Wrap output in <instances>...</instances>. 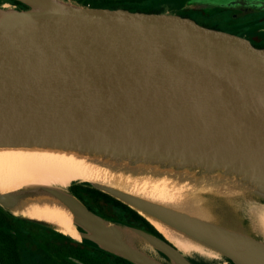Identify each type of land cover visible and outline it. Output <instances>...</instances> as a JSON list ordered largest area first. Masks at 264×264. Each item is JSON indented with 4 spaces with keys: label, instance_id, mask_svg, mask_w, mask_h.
<instances>
[{
    "label": "water",
    "instance_id": "water-1",
    "mask_svg": "<svg viewBox=\"0 0 264 264\" xmlns=\"http://www.w3.org/2000/svg\"><path fill=\"white\" fill-rule=\"evenodd\" d=\"M18 1L28 8L0 7V145L183 154L255 171L264 185V46L177 13ZM51 188L84 237L137 264H164L113 238L119 231L74 194ZM118 195L238 264H264L255 237ZM0 204L13 196L0 193ZM131 228L174 264H192L169 241Z\"/></svg>",
    "mask_w": 264,
    "mask_h": 264
},
{
    "label": "bare ground",
    "instance_id": "bare-ground-1",
    "mask_svg": "<svg viewBox=\"0 0 264 264\" xmlns=\"http://www.w3.org/2000/svg\"><path fill=\"white\" fill-rule=\"evenodd\" d=\"M24 174L43 178L10 179ZM49 177L63 182L72 178L91 180L137 210L161 232H172L180 239L202 244L204 242L118 194H130L192 215L191 203L211 201L235 188L264 192L255 171L189 155L63 144L0 145V193L14 194L13 206L19 212L37 220L57 222L76 237L71 223L74 214L46 185ZM27 183L37 184L15 193Z\"/></svg>",
    "mask_w": 264,
    "mask_h": 264
},
{
    "label": "rangeland",
    "instance_id": "rangeland-1",
    "mask_svg": "<svg viewBox=\"0 0 264 264\" xmlns=\"http://www.w3.org/2000/svg\"><path fill=\"white\" fill-rule=\"evenodd\" d=\"M70 4H76L74 1L63 0ZM178 3H183L182 7H179L181 12H189L192 15L200 17L202 20L209 22L211 24H216L221 28H229L239 32H252L255 29H259L264 32V0H144L141 3V6L144 7H153L161 8L165 11L170 10L173 7H176ZM2 7L7 8H16L13 4L8 1H1ZM78 5V4H76ZM257 38L264 43V36H257ZM40 176H33L31 174H24L20 176H12V180H21V179H33ZM43 178V177H42ZM77 178H72L67 182L49 177L45 182L48 187H57L64 190H67L68 186L72 183L73 180ZM87 180V179H86ZM93 187L99 189L100 191L107 193L113 198L117 199L120 203L132 208L125 202L116 198L113 194L107 192L97 183L88 180ZM39 183V182H37ZM37 183H27L20 186L16 194L21 191L29 190L33 188ZM13 196L14 194H9ZM254 197H264V192L260 191H249L245 188H235L234 190L224 193L221 196L216 197L211 201L199 200L195 203H191L189 212L195 217L201 218L203 220L212 222L214 224L221 225L232 231L252 236L258 237L264 240V206H254L249 209L245 208V205L252 200ZM76 198H78L76 196ZM79 199V198H78ZM85 205V201H82ZM109 201V204H104L105 211L95 212L98 217L104 222L110 223L119 231V235H113L112 237L120 240L121 242L133 247L134 249L141 250V245L146 243L144 238L140 236L136 231H134L130 226H121L113 222L112 218L121 219L123 221L131 222V218L128 214V210L124 209L121 204H116L115 202ZM7 210L11 211L14 215L20 216L23 219L36 223L40 226L51 229L54 232H62L64 234L70 235L76 242L79 247L75 249L81 250L83 246L81 245L83 234L75 227L76 216L74 215L71 223L72 226L76 229L77 235L74 237L72 234L67 233L57 222L46 221V220H37L34 216L27 213H21L14 208L13 205L5 207ZM134 209V208H132ZM135 210V209H134ZM137 211V210H136ZM138 212V211H137ZM139 213V212H138ZM103 214V215H102ZM142 215L141 213H139ZM143 216V215H142ZM144 217V216H143ZM145 218V217H144ZM149 221L147 218H145ZM149 223H151L149 221ZM138 224V223H137ZM152 224V223H151ZM153 225V224H152ZM154 226V225H153ZM155 227V226H154ZM156 228V227H155ZM164 238L173 243L179 249H188L191 247H198L203 245L199 242L187 240L184 238L182 241L179 236L175 233H163L158 228H156ZM32 235L29 240L33 243L32 248L36 251L42 253L43 249L48 245L60 248H68V243L65 241H60L56 236H52L49 232H46L42 228L34 226L32 231H29ZM86 235L90 238H96V233L93 231L86 232ZM129 236V237H128ZM181 240V242L179 241ZM74 245V246H75ZM101 249L108 251L113 255L120 256L117 252L112 250L110 246L101 244ZM84 249V248H83ZM86 249H84L85 251ZM87 251V250H86ZM89 251V250H88ZM52 251H49L51 253ZM53 253V252H52ZM57 255V254H56ZM91 255H98L97 253L92 252ZM55 259L54 256H52ZM99 259L109 261L107 258H102L101 255L97 256ZM64 264H81L79 261L72 259L71 257H66L63 261ZM37 264H46L40 262ZM157 264V263H155Z\"/></svg>",
    "mask_w": 264,
    "mask_h": 264
},
{
    "label": "trees",
    "instance_id": "trees-1",
    "mask_svg": "<svg viewBox=\"0 0 264 264\" xmlns=\"http://www.w3.org/2000/svg\"><path fill=\"white\" fill-rule=\"evenodd\" d=\"M0 0V7H2ZM8 1L14 5L17 9H27L28 6L18 0H4ZM71 1V0H70ZM78 5L82 6H92V7H111V8H128L135 11H147V12H168L177 13L184 16L195 17L197 20L211 27L221 28L216 24H211L202 20L196 15H192L189 12H181L179 7L183 6V3H178L176 7L170 10H163L161 8L144 7L141 3L144 0H72ZM227 31H231L238 34H243L251 38L256 44L264 46L257 36H264V32L259 29H255L252 32H239L229 28H221ZM68 191L75 196H77L82 201H85L86 205L93 211H105L104 204H109L107 201L110 200L116 204H121L124 209L128 210V214L131 218V222L123 221L121 219L112 218L113 222L121 226H130L135 228L143 229L161 239H164L162 233H160L149 221H147L142 215H140L136 210L120 203L117 199L96 189L91 185V183L83 178H77L72 181V183L67 187ZM254 206H264V197H254V200L247 203L245 208L249 209ZM103 215V214H102ZM138 223V224H137ZM34 226L44 229L46 232L54 235L60 241H65L68 243V248H58L52 245H48L43 249L42 253L36 251L32 248L31 241L29 238L32 236L29 231H32ZM75 227L83 232L84 229L75 223ZM264 243V240L255 237ZM75 240L68 234L62 232H54L49 228L40 226L36 223H31L20 216L14 215L11 211L7 210L3 205L0 204V264H37L44 262L46 264H64L63 261L66 257H71L79 261L81 264H137L124 258L122 256H117L109 253L100 248V246L93 240L88 238H83L81 245L83 248L81 250L75 249L79 247L75 245ZM171 243V242H170ZM175 248H177L173 243H171ZM75 245V246H74ZM143 251H145L150 256L159 260L164 264H174L171 258L154 247L151 244L144 243L141 245ZM192 264H238L231 257L221 253L211 247L200 245L198 247H191L188 249L177 248ZM89 250V251H88ZM49 251H52L49 253ZM97 253L101 255L102 258L99 259L98 255H91V253ZM57 254V255H56ZM55 259H53V257Z\"/></svg>",
    "mask_w": 264,
    "mask_h": 264
},
{
    "label": "flooded vegetation",
    "instance_id": "flooded-vegetation-1",
    "mask_svg": "<svg viewBox=\"0 0 264 264\" xmlns=\"http://www.w3.org/2000/svg\"><path fill=\"white\" fill-rule=\"evenodd\" d=\"M66 191H68V190H66ZM69 192V191H68ZM85 232V230L83 231V233ZM80 233H82V232H80ZM83 238H86V237H83Z\"/></svg>",
    "mask_w": 264,
    "mask_h": 264
}]
</instances>
